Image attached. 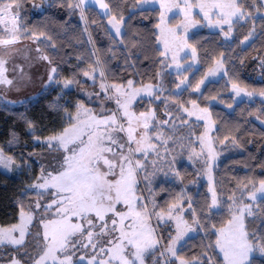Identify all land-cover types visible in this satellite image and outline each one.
<instances>
[{"label":"trees","instance_id":"trees-1","mask_svg":"<svg viewBox=\"0 0 264 264\" xmlns=\"http://www.w3.org/2000/svg\"><path fill=\"white\" fill-rule=\"evenodd\" d=\"M141 1L105 0L110 13L104 16L94 6L77 7L78 0H19V36L37 41L57 69L58 84L50 86L37 98L15 106L5 103L0 97V148L24 163L17 175L0 171V228L16 224L21 211L33 210L40 198V194L29 189L42 168L35 155L47 150L36 143V138L58 134L67 127L77 105L87 104L90 100L87 92L95 87L98 89L100 80L104 78L101 72H105L107 80L114 85H127L128 81L139 86L159 83L164 70L157 30L161 11L159 8L139 10ZM238 3L245 15L233 23L232 40H226L223 32L211 31L207 27L189 38V43L197 51L199 67L194 72L188 70L184 73L189 74V85L176 98L187 108L193 103L208 108L216 124V146L229 151L214 171L221 209L213 210L206 182L200 187L186 189L198 179L195 168L187 163L179 166L182 180L178 184L160 185L157 189L163 209L176 205L182 198L191 199L197 231L180 246L177 255L187 261L199 260L200 264H224L215 241L217 231L225 227L232 217L231 200L243 188L253 189L264 181V127L258 121L264 120V101L256 99L236 103L231 94L232 85L264 93V0H238ZM38 4L44 6V11L35 13L34 5ZM112 16L117 20L123 17L124 33L120 38L109 28L108 20ZM178 18L175 17L172 23ZM248 38L252 41L244 48L243 42ZM220 59H223L226 75L219 81L208 83L198 94L197 86ZM85 72L89 75L85 76ZM166 75L170 88H176L178 77ZM64 80L72 81L75 88L67 90L61 87L59 82ZM94 97L99 96L96 93ZM146 105L141 106V110ZM185 120L188 121L187 117ZM191 124L195 126L191 127L195 137L202 132L203 124L192 121ZM195 146L198 148L199 145L195 143ZM230 147L233 148L230 150ZM252 212L253 215H247L246 228L251 241L261 245L264 244V198L253 205ZM39 222L38 219L34 225L36 232H40ZM167 232L168 229L164 238L168 243L170 237ZM32 235L27 244L28 255H21V249L12 250V254L19 255L26 264L32 262L36 252V245H33L36 236ZM250 264H264V252L253 257Z\"/></svg>","mask_w":264,"mask_h":264},{"label":"snow or ice","instance_id":"snow-or-ice-1","mask_svg":"<svg viewBox=\"0 0 264 264\" xmlns=\"http://www.w3.org/2000/svg\"><path fill=\"white\" fill-rule=\"evenodd\" d=\"M87 2L88 0H80V4L76 6L80 7ZM18 7L19 0H11L9 3L0 0V24H10L2 30L8 33V38L0 36V46L13 45L20 39L17 25L18 12L16 11ZM101 7L107 9L108 5L101 0ZM161 7L168 11L176 8L183 13L184 22L177 25L176 29H160L162 36L167 34L181 45H186L187 42L178 33L186 32L187 27L194 23L193 9H199L209 23H212V17L215 15L217 17L215 22L218 25L228 24L230 26L233 17L245 15L237 0H173L171 4H162ZM108 22L119 34L123 17L117 20L116 16H112ZM169 44L170 41L166 38L164 40L165 52L169 49ZM43 59L47 60L48 57L44 56ZM172 59L175 61L176 57L173 56ZM4 64L5 60L0 58V84L12 85L13 81L4 75L6 71ZM51 72L55 73L56 69L52 68ZM84 75L88 76L89 73L85 72ZM100 75L103 76V73L101 72ZM71 83L72 81H66L64 87H68ZM112 87L115 92V102L122 112V117L125 118L126 127L124 123H120L116 112L107 116L96 115L90 109L79 105L76 115L69 117L68 127L45 140L50 149L62 151L63 155L55 173L45 172L42 168L39 177L42 182L32 185L40 189H53L56 197L43 207L40 220L42 232L37 233V236L42 237L44 244L42 253L37 259L32 260V264H49V262L50 264H72V254L67 253L70 247H75L76 243H80L84 248L91 246L95 252L100 242L99 237L117 231L116 217L119 218V236L115 240L107 241L112 245L110 248L103 246L99 248V252L108 255V259L97 261L99 253H96L89 260V264H113V261L116 264H144L145 253L158 243L154 229L148 223L150 214L147 211V205L141 203L140 207L143 210L137 209V202L141 200L136 195L137 172L144 170L145 166L139 160L134 159V154L144 153L146 156L147 151L153 149V145L148 142L147 129L149 122L155 118V113L142 112L136 116L129 111L132 98L141 91L132 89V81H128V87L132 89L130 92L123 91L121 86L113 85ZM233 87L237 86L233 85ZM101 88L107 91L103 84ZM144 91L151 95L152 86H147ZM239 94L240 90L237 89V95ZM108 98L112 99V97ZM201 111L207 113V109ZM193 114L189 113V115ZM138 128L144 130L139 136L134 134ZM120 132H125L127 136L123 143L114 135ZM114 148L119 151H114ZM13 163L10 157H5L3 149H0V165L7 168ZM257 192L264 193V181L260 182L259 188L249 193L248 199L255 201ZM121 203L127 206V212L117 211L116 205ZM235 203L233 200V205ZM212 206H217L214 191ZM35 207L41 208L38 201ZM175 207L176 205L172 206L173 209ZM44 213L50 215L45 217ZM109 213H111L110 217ZM245 213L249 216L253 215L251 204L238 206L237 212H234L228 221V227L219 230L215 247L223 253L224 264H247L249 254L254 247H259V250L264 252V244L255 245L249 239L250 234L245 229ZM156 215L158 218H163L164 213L157 212ZM168 216L171 217V209ZM20 219L21 223L18 226L10 230L0 229V244L24 246L28 224L33 217L21 211ZM174 219L177 221L178 231L175 238L170 237L171 245L167 251L175 257L177 256L175 244L189 229L187 227L181 229V224L184 222L179 217H174ZM125 220H130L131 223L125 224ZM109 224L112 225L111 228ZM97 228L99 231L94 235V230ZM17 231L18 236L13 235ZM73 237L76 239L73 240ZM128 246H131V250ZM58 253L64 254L63 257L61 258ZM25 255L28 253L25 252ZM177 258L179 264H200L199 260L192 262ZM79 259L83 260L84 257H79ZM9 264H21V260L14 257Z\"/></svg>","mask_w":264,"mask_h":264},{"label":"rangeland","instance_id":"rangeland-1","mask_svg":"<svg viewBox=\"0 0 264 264\" xmlns=\"http://www.w3.org/2000/svg\"><path fill=\"white\" fill-rule=\"evenodd\" d=\"M172 2L173 0H142L138 6L139 10L159 8L161 11L160 23L157 30L159 33V46L163 50L162 57L164 64V70L160 74V81L158 84H146L139 86L132 82V89H138L141 91H139L138 95L132 98V102L129 106V111L134 113L136 116H139V114L142 112L155 113V118L149 122V128L147 129L148 142L153 145V149H149L146 156L144 153L134 154V159L139 160L145 166L144 170L137 172L136 195L141 198V200L137 202V209L141 211L143 210L140 207L141 203L147 205V211L150 214V220L148 221V223L154 229V235L158 241L154 248L145 253L144 264H179V259L177 258L178 255L174 257L170 252L167 251L168 247L171 245L170 238L168 239V243L164 238L165 230L167 229L169 237L175 238L177 234V221L176 219H174V217H179L181 221L184 222L181 224V229H184L185 227L189 229L175 244L177 254L180 246L197 231L196 214L191 206V199L189 197L182 198L176 204V207L174 209L172 207L163 209L160 206L157 194V189L160 188V185L166 186L170 184L172 186L174 184H178V182L182 180L179 174V166L181 163H187L189 166L195 168L198 174V179L191 182L190 185L186 186V189L194 186L200 187L203 182H206L208 184L211 199L213 191L216 194L217 206H212V208L213 210L217 211L221 209V202L215 187L214 171L216 165H218L220 161L229 153V151H223L216 146L214 137L216 124L212 118L210 110L208 108L200 107L197 103H193L189 108H187L185 107V105L180 104L176 100V98L178 95L184 92V90H186L189 85V74L184 75V73L188 70H192V72H194L199 67L197 51L189 43V38L193 35V33L204 27H207L211 31L223 32L225 39L230 41L233 38V23L241 17H233L230 26L228 24L218 25L215 22L217 19L215 15L212 17V23H209L208 20L204 19L203 13L200 12L199 9H193L192 20L194 21V23L187 27L186 32L181 31L178 33V35H180L182 39L186 40L187 42L186 45H181L179 42L173 41L172 37L168 36L167 34H165L164 36L160 34L161 28L176 29L177 25H180L184 22L183 13L180 12L179 9L172 8L171 11H168L165 8L161 7L162 4H171ZM78 4H80V0H78ZM80 8L84 9L86 7H84L82 4ZM34 11L35 13H40L44 11V6L41 4L34 5ZM175 17H179V20L175 23H172V20ZM17 25L19 28V16L17 19ZM6 26H10V24H0V36L4 38H8V33L2 31ZM109 28L118 38H120L124 33L123 23L120 26L119 34L116 33V30L111 26V24H109ZM229 28L231 29L230 31ZM166 38L170 41L169 49L167 50V52H165L164 49V40ZM251 41V38L246 39L243 42V47H247L251 43ZM193 49L195 50L194 54ZM44 56L48 57L47 54L43 52L42 48L38 45L35 39L26 40L20 38L13 45L0 46V58H3L5 60L4 68L6 69V71L4 75L8 79H11L13 81L12 85L0 84V97L5 103L11 106L24 103L30 99L37 98L50 86L58 84L57 69L51 62L50 58L48 57V59L45 60L43 59ZM173 56L176 57L175 61L172 59ZM262 64L264 65V63ZM52 68L56 69L55 73L51 72ZM104 73L105 72H103L104 78L100 80L98 89H96L95 87V89L87 92L90 96V100L87 102V104L79 103L72 117L76 115L78 106L83 105L85 108L90 109L96 115L103 114L107 116L112 112H116L118 120L120 121V123H124L126 127L127 125L125 123V118L122 117V112L118 109V105L115 102V92L112 87L114 84H111L107 80ZM166 74H173L178 77L176 79L177 83L179 84L176 88H170L168 84V76ZM225 75L226 71L223 59H220L207 72L205 78L200 82V85L198 86V90H196V92L198 94H201L204 87L208 83L219 81ZM49 77H51V79H49ZM66 81L70 80L61 81L59 82V85L67 90L75 88L73 83L69 84L68 87H64ZM102 84L106 87L107 91L101 88ZM149 85L152 86L151 95L144 91V89ZM117 86H121L122 90L125 92H130L132 90L129 89L128 84ZM237 89L240 90L239 95H237ZM96 93L99 97L103 96L101 97V99L103 100H101L99 97L95 98L94 95ZM249 93H251V95H249ZM231 94L234 96L236 103H240L242 101H254L256 99L264 101V95H261V93L251 92L240 86L234 88L232 85ZM108 97H112V99H109ZM213 103L217 104L218 101H213ZM144 105H146V107L143 108L144 110H141L140 107ZM184 109H187V111H184ZM202 109H207V113L202 112ZM228 109L232 110L233 108ZM190 112L194 114L189 115ZM185 117H187L188 121L185 120ZM191 121L198 124H203L202 132L198 135H195V137H193V131H191V127L194 128L195 126L194 124H191ZM258 121L264 127V120L258 119ZM68 123H70V120ZM143 131L144 130L142 128H138L134 134L139 136ZM114 135H116L120 139L121 143L125 142L127 139L125 132L115 133ZM46 138L36 139V143L42 144L47 150L42 154L35 156H37V159H39L41 167L45 170V172L52 171L53 173H55L59 166V162L63 153L62 151L55 150L54 148L50 149L45 143ZM195 143L199 145L198 148L195 146ZM232 148L233 147H230V150ZM114 151L119 150L114 148ZM3 152L5 157H10L14 161V163L7 168L3 165H0V171L9 175L19 174V172L23 169L24 163L18 162L13 156L6 154L4 150ZM25 166L29 168V164H26ZM39 177L35 182L31 184L29 189L40 194L38 202L40 203L41 208L37 209L34 205L33 210L23 211L26 214H31L33 217L31 222L28 224V234L25 237V244L24 246H15L8 243L0 244V264H9V261L14 257L21 260V264H26L27 262L21 259L19 255H13L12 250L21 249L20 254H25V252H27V244L30 243L32 238L31 235L33 234V232L34 234L32 236H36L34 237L35 242L33 243V245H36V252L33 255L34 257L32 256L33 259H37L39 254L42 253L44 241L42 237H38L36 235L37 233L42 232V225L39 222L40 232H36V230L34 231V229L36 228L34 225L38 221V219L41 220L43 207L46 204L50 203L51 200L55 199L56 197L53 189H40L32 187V185L42 182ZM259 186L256 188H259ZM254 189L255 188L247 190L246 188H243L242 191H240V193L231 200L230 210L232 214L234 212H237L238 206L251 204L253 208V205L257 201L264 198V193L257 192V199L255 201H251L250 199H248L249 193H251ZM233 200H235L236 202L235 205H233ZM187 202L189 204H186ZM116 208L117 211L121 212H127L128 210L127 206L123 203L116 205ZM170 209L171 217L168 216V212ZM157 212H163V218H158L156 215ZM38 213L41 214L38 215ZM48 215L50 214L44 213L45 217H47ZM110 216L111 213H109V217ZM246 218L247 213H245L244 222L245 229L246 231H248L246 228ZM106 219H108V217H106ZM116 219L118 221L116 225L117 231L114 233L110 232L108 235L99 237L98 239L100 242L97 244L95 252L93 251L91 246L84 248L80 243H76L75 247L69 248L67 254H72V264H89V260L96 253H99V255L97 256V261L108 259V255H106L105 253H100L99 248L101 246L110 248L112 245L108 244L107 241L109 239L115 240V238L119 236V218L116 217ZM20 223L21 219L19 218V221L16 224L0 229L10 230L20 225ZM97 223H99V221H97ZM130 223V220H125V224ZM111 227L112 225L109 224V228ZM227 227L228 223L223 228ZM97 231H99V228L94 230V235ZM18 234V231L13 233V235L16 236H18ZM217 234L219 235V230L217 231ZM72 239L75 240L76 237H73ZM84 242H86V240ZM128 249L131 250V246H128ZM219 252L223 258V253L220 251V249ZM58 255H60L62 258L64 254L58 253ZM257 255H263V252L259 250V247H254L252 252L249 254L247 264H250L251 259ZM79 257H84V259L81 260L79 259ZM28 264H32V262ZM113 264H116V262L113 261Z\"/></svg>","mask_w":264,"mask_h":264},{"label":"crops","instance_id":"crops-1","mask_svg":"<svg viewBox=\"0 0 264 264\" xmlns=\"http://www.w3.org/2000/svg\"><path fill=\"white\" fill-rule=\"evenodd\" d=\"M102 2L104 4H106L105 0H102ZM84 7H88V6H94L96 7L101 14H103L104 16H108L110 13L109 7L107 9L101 7V0H88V3H86V5L83 4Z\"/></svg>","mask_w":264,"mask_h":264}]
</instances>
